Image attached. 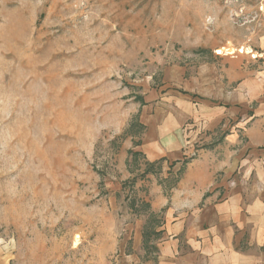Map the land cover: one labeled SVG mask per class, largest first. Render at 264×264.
I'll return each mask as SVG.
<instances>
[{"label":"rangeland","instance_id":"obj_1","mask_svg":"<svg viewBox=\"0 0 264 264\" xmlns=\"http://www.w3.org/2000/svg\"><path fill=\"white\" fill-rule=\"evenodd\" d=\"M263 104L264 0H0V264H264V158L235 254L197 253L216 199L175 192L198 154H249Z\"/></svg>","mask_w":264,"mask_h":264},{"label":"crops","instance_id":"obj_2","mask_svg":"<svg viewBox=\"0 0 264 264\" xmlns=\"http://www.w3.org/2000/svg\"><path fill=\"white\" fill-rule=\"evenodd\" d=\"M238 98L239 100L222 101L223 106H233V109L238 111L239 116L245 117L248 114L247 110H249L247 98L246 96H239ZM224 107L222 109L225 110L226 108ZM262 108L264 109V104L254 109L252 111V117L256 116L257 112ZM243 121L244 120H242V122ZM263 124L264 122L260 121L254 122L249 127L251 128L248 130L247 134L248 143H250L249 154H234L233 160L232 154H198L197 158L192 160L190 165L186 167L181 179L177 183L175 192L176 194L182 192L184 195L188 196L185 199L181 198V204L188 207L198 206L207 192L213 195L217 201L222 191V195H220V197H222L221 201H217L218 203L216 201H213V203L210 202L199 213L197 221L203 229V240L209 241L211 245L208 248H206V246L194 248L197 249V253L200 251V254H210L214 256H229L235 254L232 250L234 233L232 232L230 224L233 222L239 225L242 221L245 222L244 216L241 214L245 206L240 195L243 190L237 182L236 175L237 172H241V170H244L245 175L248 173V170H246L248 160L257 161L264 158V154H257V147H255V143L259 142L261 139L260 126H263ZM247 148L248 146H246V149ZM164 153L165 152H161V154H157L156 152H151L146 155L150 162L164 158L173 159L174 162L181 161L184 156L189 155ZM215 192H218L217 196ZM227 192H231L229 196H227ZM210 199H212V196ZM210 222L212 225H209V235L207 232L208 230L204 232L203 224H210ZM175 227L180 229L179 224ZM167 235L174 236L175 233H168ZM167 245L168 246H163L160 249L161 256L172 255L174 253L172 250L173 248L169 244ZM174 251L177 252V248H174Z\"/></svg>","mask_w":264,"mask_h":264},{"label":"trees","instance_id":"obj_3","mask_svg":"<svg viewBox=\"0 0 264 264\" xmlns=\"http://www.w3.org/2000/svg\"><path fill=\"white\" fill-rule=\"evenodd\" d=\"M163 159H160V160H158L157 162H160V161H162ZM154 163H156V162H154ZM154 163H152V164H150V163H148V164H146L147 165V167H151ZM184 164V163H183ZM147 172H149V170H147V168H145V171L143 172L144 174H146ZM143 174V175H144ZM157 234L158 235H161L162 234V231H158L157 232Z\"/></svg>","mask_w":264,"mask_h":264},{"label":"bare ground","instance_id":"obj_4","mask_svg":"<svg viewBox=\"0 0 264 264\" xmlns=\"http://www.w3.org/2000/svg\"><path fill=\"white\" fill-rule=\"evenodd\" d=\"M219 53H221V52H219ZM248 53V52H247Z\"/></svg>","mask_w":264,"mask_h":264}]
</instances>
